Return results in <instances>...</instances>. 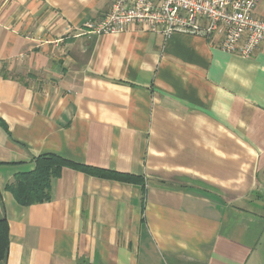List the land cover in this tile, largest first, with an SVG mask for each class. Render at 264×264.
<instances>
[{"label":"crops","instance_id":"0c3cea01","mask_svg":"<svg viewBox=\"0 0 264 264\" xmlns=\"http://www.w3.org/2000/svg\"><path fill=\"white\" fill-rule=\"evenodd\" d=\"M112 2L0 0L5 264H262L264 43L80 34ZM45 154L142 180L65 167L21 206L7 188Z\"/></svg>","mask_w":264,"mask_h":264},{"label":"built area","instance_id":"2783aa9c","mask_svg":"<svg viewBox=\"0 0 264 264\" xmlns=\"http://www.w3.org/2000/svg\"><path fill=\"white\" fill-rule=\"evenodd\" d=\"M262 0H113L107 15L88 21L82 35H115L135 24L170 37L181 33L220 38V48L251 58L264 43Z\"/></svg>","mask_w":264,"mask_h":264},{"label":"trees","instance_id":"16d2710c","mask_svg":"<svg viewBox=\"0 0 264 264\" xmlns=\"http://www.w3.org/2000/svg\"><path fill=\"white\" fill-rule=\"evenodd\" d=\"M1 166L2 164H0V168ZM65 167L79 170L91 176L121 182L136 183L142 180L141 177L135 175L80 165L57 155L45 154L35 159V169L33 171L22 174V176L19 175L7 189L14 195L16 202L21 206L47 202L51 199L53 181L60 177ZM8 227L7 218H0V264H5L9 253L10 235Z\"/></svg>","mask_w":264,"mask_h":264},{"label":"rangeland","instance_id":"374dc122","mask_svg":"<svg viewBox=\"0 0 264 264\" xmlns=\"http://www.w3.org/2000/svg\"><path fill=\"white\" fill-rule=\"evenodd\" d=\"M260 257L262 259L261 263L264 264V247H263V250H262V253H261Z\"/></svg>","mask_w":264,"mask_h":264}]
</instances>
